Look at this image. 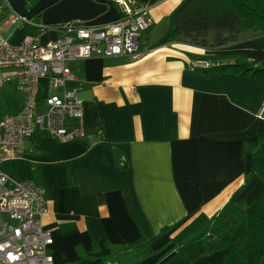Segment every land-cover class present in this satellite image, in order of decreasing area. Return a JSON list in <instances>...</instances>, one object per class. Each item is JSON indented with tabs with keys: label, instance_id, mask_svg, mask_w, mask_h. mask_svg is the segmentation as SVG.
I'll return each mask as SVG.
<instances>
[{
	"label": "crops",
	"instance_id": "crops-1",
	"mask_svg": "<svg viewBox=\"0 0 264 264\" xmlns=\"http://www.w3.org/2000/svg\"><path fill=\"white\" fill-rule=\"evenodd\" d=\"M8 1L2 0L4 14L14 11L27 20L13 31L14 44L25 34H39L45 43L60 35L58 25L100 27L123 13L115 0ZM181 2L131 0L132 9L146 8L153 18L139 58L70 62L74 79L68 85L83 102V139L60 142L38 132L20 156L1 161L10 178L43 189L40 225L52 236L53 264H100L110 252L105 242L127 251L155 237L136 264H175L177 246L200 235L235 192L242 188L234 203L244 207L264 187L259 177L244 184L252 158L244 143L264 142V84L193 71L200 60L187 54L203 55V48L162 43ZM162 22L163 33L153 34ZM250 37L264 35L244 33L227 47L255 48L240 43ZM20 103L21 96L13 111ZM227 252L188 264H224Z\"/></svg>",
	"mask_w": 264,
	"mask_h": 264
},
{
	"label": "built area",
	"instance_id": "built-area-1",
	"mask_svg": "<svg viewBox=\"0 0 264 264\" xmlns=\"http://www.w3.org/2000/svg\"><path fill=\"white\" fill-rule=\"evenodd\" d=\"M115 1L123 13L113 23L68 22L58 26L60 35L54 40L41 43L39 34H25L14 44L13 31L27 20L14 11L4 14L0 0V88L9 83L21 96L20 107L0 118V264H53L48 251L53 239L40 225L47 202L43 189L10 178L1 161L20 156L25 142L38 132L60 142L85 137L83 102L68 85L74 79L70 62L92 56L139 58L140 40L153 24L148 9H132L131 0Z\"/></svg>",
	"mask_w": 264,
	"mask_h": 264
},
{
	"label": "trees",
	"instance_id": "trees-1",
	"mask_svg": "<svg viewBox=\"0 0 264 264\" xmlns=\"http://www.w3.org/2000/svg\"><path fill=\"white\" fill-rule=\"evenodd\" d=\"M27 2L33 5L37 0ZM246 32L264 35V0H182L172 12V26L162 43L203 48V55L187 54L194 60L209 62L206 67H191L193 71L231 74L264 84V49L228 48ZM12 112L0 111V118ZM244 148L252 154L251 170L244 184L254 177L264 182V142L259 137L255 144L245 142ZM238 191L212 215L200 235L177 246L181 259L175 264H188L221 250H228L224 264H264V187L244 207L234 203ZM150 242L127 251L105 242L110 252L101 256L100 264H136L148 251Z\"/></svg>",
	"mask_w": 264,
	"mask_h": 264
},
{
	"label": "rangeland",
	"instance_id": "rangeland-1",
	"mask_svg": "<svg viewBox=\"0 0 264 264\" xmlns=\"http://www.w3.org/2000/svg\"><path fill=\"white\" fill-rule=\"evenodd\" d=\"M21 2L22 0H10V3H12L13 5L15 4L17 6L20 5ZM3 4L6 5L4 2ZM164 24L165 23L163 22L158 24V26L152 31V33L162 34L163 33L162 29L164 27ZM248 33L249 32H246L245 34H248ZM240 43L242 44V47L264 48V37H250L246 40L240 41ZM19 100H20V94L16 92L12 88V85H10L9 83L4 84L3 87L0 88V111L1 112H5L7 109L8 110L16 109L18 107Z\"/></svg>",
	"mask_w": 264,
	"mask_h": 264
}]
</instances>
